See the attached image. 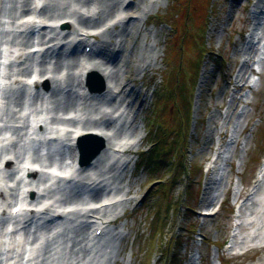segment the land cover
<instances>
[{"label":"rangeland","instance_id":"rangeland-1","mask_svg":"<svg viewBox=\"0 0 264 264\" xmlns=\"http://www.w3.org/2000/svg\"><path fill=\"white\" fill-rule=\"evenodd\" d=\"M57 1L60 2L61 8L67 6L66 10L71 19L63 20L62 18L66 16L48 19L38 11L35 21H43L48 26L60 23V28L64 27V31L70 33L83 30L78 23L77 15L74 14L75 11L84 14L90 8L100 13L98 16L103 17L106 3V0H94L89 5L82 6L76 0H34L39 4L37 7L39 10ZM27 2L28 0H0V56L4 48L12 52L21 48L12 45L16 25H11L13 18L10 15L15 13V17H18L13 6L16 4L24 6ZM115 2L120 3V0ZM132 2L139 4V17H146L144 25L140 24L141 21L129 25L126 11L124 13V17L127 18L123 24L129 27L134 41L127 44L122 59L126 61L129 58L135 41L136 48L133 53L134 62L132 59L128 73L124 72V68L120 72L131 79L124 90L125 95L122 93L121 96L126 98L128 91L132 90L130 93L132 96H128L127 100L134 102V105L129 106L131 110L129 117L124 115L118 119L121 113L119 111L113 121L118 122L119 131L123 132L120 140H125L131 135H134L132 138L138 136L142 139L134 149L126 153L133 159L128 166L126 164L123 169L114 170L115 161H108L117 157H110V160H107L105 169H111L112 172L104 175L109 179L101 187L104 188L107 184L108 188L113 190L110 198H115L118 194L121 197L114 199L108 213L109 216L116 215V220L111 223L108 231L119 232V235L109 240V246L113 247L114 251L108 253L102 263L264 264V173L256 188L250 191L251 183L255 180L264 159V0H127L123 4L128 6V3ZM120 16L115 18L117 23ZM112 17L114 14L107 16L98 29L89 30L90 34H98L103 29L101 27H109ZM96 18L98 17L95 15L92 17ZM67 23L72 25L68 31L65 30ZM123 24L114 32H121L124 29ZM203 31L202 38L200 34ZM37 35L38 32L30 37L28 51L37 40H40ZM101 40L102 35L99 34L97 40H90L94 42L98 51L94 55L99 53L96 56L101 54L110 56L114 46L111 45L109 48V42L105 41L108 47H104L105 42L102 43ZM111 42L114 43L115 39ZM15 44H19V41ZM85 44L86 42L80 46V52H83ZM201 45L202 54L198 47ZM148 46L151 53H148L146 63L138 61L135 63L137 49L143 51ZM74 54L65 57V65L69 67H64L63 71L61 69L57 73L66 83L69 75L75 73L72 59ZM116 55L117 52L112 57ZM90 58L96 57L90 55L87 58L92 64L101 61L100 58L90 61ZM53 63L54 61L50 67H53ZM40 64L41 59L35 56L29 59L24 68H28L26 72L38 73L41 71ZM3 70L6 78L12 76L10 78L12 81L19 78L15 67L9 65ZM177 76L178 81L175 79ZM95 77L94 87L97 89L101 84L104 90L114 86L106 81L101 73L95 74ZM6 82L10 85L9 81ZM126 82L128 81H124ZM165 83L169 93L166 97L160 98L165 93V90H161ZM174 83L180 86L175 88ZM49 84L51 86V82ZM75 84L76 82L73 86ZM5 91L3 90L2 97L5 95V98L11 96L19 99L20 96L26 99L20 86H16L10 93ZM135 92H139L137 98L134 96ZM66 94L67 92H64L58 97L64 98ZM50 97L51 92L45 101L40 100L36 103V98L25 101L27 106L25 113L36 106L40 110L44 102L48 115L54 109L52 102L55 101ZM5 98H2L3 108L0 109V116L9 119L10 117L6 116L9 101ZM94 98L87 104L86 116L102 117L106 121H112V109L117 105L110 109L99 104V98ZM142 100L144 104L137 110ZM190 106L191 109H188ZM10 108L14 109V105L12 104ZM53 115V112H50L47 116L45 126L47 132L58 127L49 123ZM26 120L24 118L23 122ZM43 120L45 123V116ZM156 123L168 131L170 144L181 146L178 157L180 162L184 159V167L181 166L184 169L181 172L182 177L173 180L172 183L169 182V190H165V185L162 184L168 183L172 175L170 167L172 161L155 165L141 159V155L151 148V143L158 139V133L152 132ZM12 126L11 123L5 126L0 124V135L5 137L13 135L14 130L9 129ZM161 127L157 130L159 131ZM99 139L101 138L91 140V144L94 148L104 144V149L96 158L101 156L106 160L104 151L108 145L103 139ZM5 147L8 151L0 148L1 156L10 153L9 150L12 149L10 145ZM50 147L51 145L46 144L45 156L41 157L39 148H34L29 155L34 161L40 156L39 159L44 165L63 166L61 159L63 155L49 150ZM108 152L110 153L111 149ZM20 160L14 159V166H18ZM95 165L96 163L90 166L91 171L88 172L93 180L99 178L97 170L94 169ZM85 175L86 173H82L78 177L80 182L75 185V194L70 192L72 189L63 188L62 185L53 187L52 194L55 195L53 199H59L56 205L60 206L53 209H59L60 213L63 207L69 205L67 203H75L79 205V209L83 207L84 201L87 200L80 201L78 197H83L86 190H91L85 187L86 183H90L85 180L88 177ZM5 177L0 174V191L9 195L8 188L12 184L7 182L9 179L5 180ZM38 177L45 181L49 175L39 170L36 178ZM97 188L98 186L94 191ZM42 194L40 191L33 196L36 204L41 202ZM69 197L76 200L70 201ZM8 203L0 201V206L7 214ZM236 204L240 210L236 209ZM237 210L240 217L236 221L238 225L233 230ZM34 221L24 229L5 233L9 223L3 218L0 219V236L4 237L0 244L2 253L0 264H9L6 261L9 257V245L15 248L14 256L19 260V256L27 254L31 244L41 236L45 239L43 245L34 253L33 264H90L94 252L90 254V248L86 247L85 252L79 246L78 248L74 246L81 239L85 240L88 233L92 234L93 225L86 223V219L77 214V210L74 215L59 219L57 225L59 229L53 230L52 236H48L51 233L49 231L51 226ZM88 226L89 231L86 229ZM54 237V244L49 247ZM11 238L14 242L10 241ZM160 253L164 255L161 256ZM214 253L217 254L215 261ZM20 263L21 261L17 264Z\"/></svg>","mask_w":264,"mask_h":264},{"label":"bare ground","instance_id":"bare-ground-1","mask_svg":"<svg viewBox=\"0 0 264 264\" xmlns=\"http://www.w3.org/2000/svg\"><path fill=\"white\" fill-rule=\"evenodd\" d=\"M78 1L82 6L84 5H89V3H92L94 0H76ZM127 0H120L119 2H115V0H106V3L104 5V10H103V17H100L98 15H100V13H96L94 11V9H90L88 10V12L86 13H81V12H77L75 11V15H77V20L79 25H81V28L83 30H81L82 32H80L79 30H75V32H68L67 37H71V36H75L77 39H79L76 49H75V54L72 55V59H74V66L73 68L75 69V73H77L78 75H76L75 73H72L69 75V80L66 82H64L61 77L59 75H57V73L62 69H64V67H69L65 65V53L66 51H68L70 48L72 47V43L67 44L66 41H64V43L62 42L64 40V35L62 40L60 41V36H61V32H58L56 29L57 27H55L54 29H50V28H41L42 31H44L45 33H43V37H42V43L37 45L36 48H38V52L36 53H32L31 51H28L27 47L28 44L30 42V35H26V30L27 29H32V28H36L34 27V22H31L29 19L30 17H32V15L35 14V9L37 7V5H34L33 0H28V2L24 5V6H18L17 4L13 6V9L16 10V14L18 13V17H15V13H12V15H10L11 18H13V22L11 23L12 26H14V24L16 25L14 34L11 32V34L14 35V40L12 41V45L14 47H21L17 49V57L14 58V64H10V66L12 68L15 67L16 70V75H18V79H16V81H13V83H10V85L8 87H5L6 91L5 93H10L14 90V88H16V86H22L25 87L27 86L26 83L22 82V79H27L28 81L32 78V73L31 72H26L28 70V68H24V66L29 62V59L32 57H35L36 55H40L41 54V49H44L46 47V45L49 44L48 47H46L43 52H42V56H41V64L39 65V67L41 68L40 74H41V78L44 79L47 77L48 80L45 79V81L42 83H38L34 86L33 91L35 92V96L37 97L36 103H38V101H45V98L47 96V94L49 95V93L51 92V97L50 99L55 100L54 103L52 102V104H54V109L51 110L50 112H53V116L50 118L49 123L51 124V126H60L59 130H55V131H51V132H46L44 131V127H40V131L36 132L38 135V138H46L47 136L50 135H55V137H53V139H55L54 143L55 145L61 146V147H65V148H69L70 151V156L68 157V160H70L71 162V166L66 167V169H59V175L61 177H66L68 179H64V180H60L59 183H68L71 182L73 183L72 180L73 179V175L76 173L75 170L73 169V166L75 165V154L74 151L72 149L73 146H75V141L77 140L78 137H80L81 135H84L86 133H90V134H95L98 137L102 138L106 145L105 148V157L107 158L106 160H103V158L100 156L99 158H95L93 160V162L91 163L90 166H92L94 163H96L95 165V170H97L98 174H99V178L97 179H91L90 175L88 172L91 171L90 166L89 167H85L84 171H88L86 172V175L88 177H86L85 180H87L90 183H86L85 187L88 189L91 186L97 187V190L94 191V193L91 194H83V197H78V199H80V201H84V205L83 207H81V209H79V205H75V203H67L69 205L65 206L62 208V211L60 213L57 210H53V208H60V206L58 207L56 204L59 203L57 198H55V200L53 199L55 197L54 194H52L53 190L52 189H47L46 188V182L48 180H50L53 184H55L56 182L54 181V178H49L45 181H42V178L38 177L36 178V176L38 175V172L36 170L33 169V171H26L25 169H20L19 165L18 166H14V160L12 158H8V156L13 155L15 160H18L20 158H24L25 154L22 153V148H23V143L24 145H30L31 142H33L34 140L38 139H33L32 140V136H27L26 135V131H30L29 129V123L27 122H23L24 118L27 114L24 113L25 111V104H24V98L19 96L18 97H11V96H7V98H5V95L3 96L5 99H8V103H7V111H6V116L10 117L9 119H7L5 116H0V124H2L3 126H5L6 124H13L12 128H9L13 131V135H10V137H5V135H0V148L3 151H8V149H6L5 146L10 145L12 147L11 150H9L10 153L7 154H3V156L0 155V161L2 160L3 163H6L4 172L7 174V172L9 171H15L14 174L12 175H8L6 176L4 179H9V183H13V185L11 187L8 188V194H5V192L0 191V199L2 201H6L9 202L7 204V206H9L12 201H14L17 198V201L15 202V204L11 207V209L13 211H20V213L17 215L20 217L21 221H20V225H25V220L28 216L33 215V211L32 210H38V209H42L44 208L45 205L50 204L51 205L49 207L46 206V209L43 210V212H40L39 214H43L42 217L47 218V222L48 225L53 227L56 226V228H54L53 230L57 231L59 229V225L58 221L59 219H63L64 214L67 213V215H74L75 211L73 210L74 207H78L77 210V214H81L83 219H86V223L92 222L91 224L97 225L98 227L94 230V232L97 229H101L102 231H104V235H102L100 240L96 241L95 239H99L95 236H92V234L88 233L86 239L84 240L81 239L79 241V243L77 242V244L74 247L78 246L80 247V249L82 248V250L87 247L90 248V254L94 255L92 256V260L90 262V264H106L102 263V261L105 259L106 257V251H108L111 246L109 240H111L112 238H115L119 235V232H113V231H108L109 230V226L111 225L112 222H114L116 219V215H110L109 216V211L113 205V201L114 199L121 197L119 194L116 195L115 198H110L109 195H111L112 193V189H109L108 185L105 184L104 188L101 187V185L108 181L109 178L104 177V175L110 174L112 171L111 169H105L106 164L108 162H112L113 160L115 161V167L114 170H117L119 168V170L123 169L125 167V165L127 164V166L129 165L130 161L132 162L133 159L130 158L129 155H127L126 153L128 151H130V149H134L141 141L142 138L135 136L134 138L128 137L127 139H121L120 137L122 136L123 132L119 131V125L117 121H113L115 115L121 111L120 115L118 116V119H121L124 115L126 117L130 116V112L131 110L129 109V106L127 105V99L124 96H121V94L123 93V95H125V88H127L128 83L131 81L130 77H125L123 75L120 74L122 70V68H124V72H126V74L128 73L129 67L132 63V59L134 62V58H133V53H134V49L136 48V41L135 44L133 46L132 49V53L130 54L129 58L125 61L123 58L124 53H125V47L127 46L128 43H132L134 41L133 37L131 36V32H129V27L125 26L123 24V21H126V18L128 17L129 20H127V22L130 24H137L140 21V24L144 25L146 23V17H139L140 16V12L139 9V4L138 3H128V6H126V4H123L124 2H126ZM133 1V0H131ZM141 1V0H140ZM64 5V4H63ZM91 5V4H90ZM61 4L59 1L53 3V4H49L48 7H44L42 9H40V13H43L44 16L51 18V19H56L58 17H62V16H66L64 18H62L63 20L66 19H71L70 14L68 13L67 6L61 8L60 7ZM22 7V8H21ZM21 8V9H20ZM45 8V9H44ZM258 8V6L256 7ZM124 10V11H123ZM59 11H61L64 14H61ZM126 11L127 17H124V13ZM68 13V14H67ZM114 14V17H112L111 19V24L109 25V27H101L103 28L101 31H99V35H102V43L103 41L105 42H109L108 46L109 48H111V45L114 46V48L111 50V54L109 55H104L101 54L99 56H95L96 58H90V61H93L94 59H99L101 61H97L95 64H92L91 62L88 61V57L87 55H84L85 52V48L86 47H90V55H92L94 51V46L95 44H93L92 42H90V40H97V36L96 35H91L89 30H94V29H98L101 25L102 22H104V19L111 15ZM143 14V13H142ZM97 16L98 18L96 19H92L93 16ZM121 15V16H120ZM74 16V15H73ZM120 16V20L117 23V20L115 18ZM56 17V18H55ZM139 17V18H138ZM28 19V20H27ZM123 24L124 29H122V31H117L114 32V30H116V28L119 26L121 27ZM139 24V25H140ZM71 25V24H70ZM69 23H67L66 25V29L68 31V28H70ZM72 26V25H71ZM99 26V27H98ZM104 26V25H103ZM50 29L49 32H47V30ZM71 30H73V27H71ZM63 31V30H62ZM18 33V34H17ZM6 35V33H4ZM70 34V36H68ZM66 35V34H65ZM93 37V38H92ZM107 39V40H106ZM112 39H115V42L112 43ZM85 41L86 44L84 45V51L83 52H79L80 50V46L82 44V41ZM16 41H19V44H15ZM104 43V47H108L106 44ZM66 43V44H65ZM112 43V44H111ZM59 46V52H56V50L58 49ZM30 49H32V47H30ZM149 46L146 48V50H141V49H137L136 53H137V59L135 58V63L136 61L138 62H142V63H146V60L148 59V53H151V50H148ZM104 50V48H103ZM117 52V55L115 58H113V54ZM121 53V55H120ZM16 54V53H15ZM14 55V53L9 52V57L12 58V56ZM119 56V57H118ZM93 57V56H92ZM98 57V58H97ZM6 59V58H5ZM112 59H114L112 61ZM52 61H54L53 63V67H50ZM91 63V64H89ZM88 64V65H87ZM120 65L122 66L120 68ZM32 70V68H31ZM86 73H95V74H102L103 77L105 78L106 81L112 83L114 86L112 88H105L106 90H103L102 92H96L92 95V93L88 94L89 98H83L82 96H78V90L75 91L74 88L79 87L81 88V79L84 77V74ZM32 74V75H31ZM52 75V76H51ZM123 76V81L122 77ZM11 77H8L6 80L9 81ZM11 81V80H10ZM124 81H128L126 83H124ZM134 81V79H133ZM51 82V86L50 83ZM76 82V85L73 86V84ZM122 82V83H121ZM45 84V87L48 86L47 90L44 91L45 89L43 88V85ZM123 84V86H122ZM32 88V87H31ZM123 88V89H122ZM45 92V93H44ZM64 92H67L66 97L62 98V97H58V95L63 94ZM82 92H84V90H82ZM132 92V91H131ZM76 93V94H75ZM139 93V92H137ZM3 95V94H2ZM130 95V93H129ZM103 96V98L101 97ZM2 97V96H1ZM87 97V96H86ZM90 97L94 99L99 98V104L102 105H106V107H110V109L113 106L114 107L112 109V121H106L104 120L102 117H88L86 116V109H87V104L91 101ZM3 101V99H1ZM82 101V102H81ZM14 105V109H11V105ZM98 104V105H99ZM111 105V106H109ZM101 106V105H100ZM100 108V107H99ZM101 111V108L99 110V112ZM49 112V113H50ZM48 113V115H49ZM62 113V114H60ZM115 113V114H114ZM43 115L46 116L47 118V114H46V108L44 107V102L42 103L40 110H38L37 106L35 109H31V111L28 113V116L32 118V124L35 125H39L40 122L43 121ZM65 115H70L71 118H65L68 116ZM98 115V114H95ZM133 119V118H132ZM48 120V118H47ZM133 122V121H132ZM131 122V123H132ZM134 123V122H133ZM132 123V124H133ZM131 124V125H132ZM65 127H70L71 129H67V132L64 133L63 132V128ZM137 128V127H135ZM53 129V128H51ZM11 130H8L9 132H11ZM2 131V130H1ZM8 133V132H7ZM9 134V133H8ZM14 135L16 136L14 138ZM20 139V140H19ZM122 140H124L122 142ZM8 142V143H7ZM22 146V147H21ZM6 149V150H5ZM112 150L111 152L113 153L111 155V152L109 153L108 150ZM208 150V147H207ZM107 152V153H106ZM110 157L115 158L116 159H112L110 160ZM64 161V157L61 158ZM24 160V159H23ZM22 160V162H23ZM107 160H110L107 162ZM35 162L37 164L41 163L42 164V160L39 159V157L35 160ZM25 166V163L23 165V167ZM44 166V165H41ZM51 167H54L52 165H50ZM126 166V168H127ZM44 169L50 170V168H45ZM55 169V168H54ZM83 169L80 168V170ZM124 171V170H122ZM28 174L29 177H25L26 173ZM264 173V159L262 161V164L260 165L256 176H255V180L251 183V187H250V191H253L258 182L261 180V177ZM1 174V173H0ZM124 174V172H123ZM239 174V172H238ZM21 175L22 179L29 181V179L34 183H36V179L38 180V182L40 183L38 185V187H34V185H31L29 183L23 184L22 186L19 184V182L17 181V178ZM85 175V176H86ZM69 183V184H71ZM57 184V183H56ZM49 186V185H47ZM28 188H32L31 193H35V190H41V192L43 193L42 196L40 197L41 202L37 203L35 206L36 208H33L35 206H33V202L32 200H28V198L24 199V191L26 192ZM19 189H21V195H19ZM55 193V192H54ZM125 196V195H124ZM8 197V198H7ZM70 201H74L76 199H74L73 197H69ZM121 200V199H120ZM236 201V198H235ZM44 203V204H43ZM220 203V202H219ZM115 204V203H114ZM236 209L240 210L239 205L236 204ZM72 208L68 211H65L66 209ZM113 209V208H112ZM25 212H24V211ZM236 211V214L234 215V223H233V230L236 227L237 224V219H239L240 215H239V211ZM36 212V213H37ZM7 213L6 210L3 209L1 211V216L6 219L5 221L7 222V220L13 219V215L10 213L8 218H7ZM81 217V216H80ZM80 217H78V219H80ZM112 219V220H110ZM95 221V223H94ZM50 227V234H48V236H52V228ZM87 231H89L90 227L88 226ZM2 237V236H0ZM107 238V241L104 242V239ZM231 237H233V235H231ZM4 239V237L1 238L0 244L2 242V240ZM45 237L41 236L39 238H37L35 240V242L33 244H31V252H30V256H32V254L35 252V248L40 246L43 241H44ZM54 238H52V241H50L49 247H51L54 244ZM11 242H14V240L11 238L10 239ZM86 242V243H85ZM103 242V244H102ZM94 243V244H93ZM11 244V243H9ZM92 245L91 247H89L88 245ZM98 244V247H95L94 245ZM27 246V245H26ZM83 246V247H81ZM34 248V249H33ZM106 249V250H105ZM14 251L15 248L11 247L9 245V251H8V258H6V261L9 264H17L19 261L22 260L23 257L19 256V260L16 259V256H14ZM80 253H82L79 250ZM85 252H87L85 250ZM102 252V254L100 255L99 253ZM2 254V253H0ZM25 255V254H24ZM217 254L214 253L213 256V260L215 261L217 259ZM18 258V256H17ZM25 259L27 260V262L25 264H32V262L25 257ZM212 260V261H213ZM192 262V260H191Z\"/></svg>","mask_w":264,"mask_h":264},{"label":"trees","instance_id":"trees-1","mask_svg":"<svg viewBox=\"0 0 264 264\" xmlns=\"http://www.w3.org/2000/svg\"><path fill=\"white\" fill-rule=\"evenodd\" d=\"M203 35H204V31L200 34V36L203 38ZM198 47L201 49V54H202V45L198 46ZM176 78L178 81L179 77L177 76V77H175V79ZM164 86L165 87L162 88L161 90L162 91L165 90V93L160 98L166 97L167 94L169 93V89H168L166 83ZM174 86L176 88L177 86H180V85H177L176 83H174ZM188 109H191V106ZM159 114H160V112H159ZM188 115L189 116L191 115V111H190V114L188 113ZM159 127H161V126L158 125L157 123H156V126H154V129H153V126H151V130L153 129L152 132L155 134L158 133V139L153 141L154 143L153 142L151 143L152 147H151L150 151L145 153V155H142L141 159L147 160L146 162H148V164L152 162L155 165H158L160 163L166 164V163H169L170 161H172L171 166H170L172 175H171L168 183L163 184V185H165L164 189L169 190V188H168L169 182L172 183L173 180L179 179L180 177H182L181 172L184 169H182L181 166L184 167V159L180 162V157H178V153L180 152L181 146L180 145L174 146L173 143L170 144L171 140L168 141V137H169L168 131H166L162 127L158 131L157 129ZM176 142L178 143V140ZM180 168H181V170H180ZM190 175H191V173H190ZM168 208H169V206H168ZM160 255L163 256L164 254L160 253Z\"/></svg>","mask_w":264,"mask_h":264},{"label":"water","instance_id":"water-1","mask_svg":"<svg viewBox=\"0 0 264 264\" xmlns=\"http://www.w3.org/2000/svg\"><path fill=\"white\" fill-rule=\"evenodd\" d=\"M96 77L95 74H90L88 77V86L90 87L91 90L93 91H98L101 92L104 90V86L101 84V86L97 89L94 87V85L96 84L95 82ZM95 139V137H92L91 135H86L85 138L83 140L80 141V149L82 152V164H89L103 149H104V144L100 145V146H95V148L93 147V151L92 153L91 150L89 152H87V146L92 143L91 140Z\"/></svg>","mask_w":264,"mask_h":264}]
</instances>
